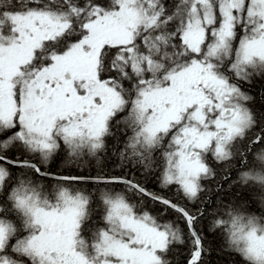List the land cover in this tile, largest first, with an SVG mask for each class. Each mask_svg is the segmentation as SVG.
I'll list each match as a JSON object with an SVG mask.
<instances>
[{
	"label": "flooded vegetation",
	"instance_id": "obj_1",
	"mask_svg": "<svg viewBox=\"0 0 264 264\" xmlns=\"http://www.w3.org/2000/svg\"><path fill=\"white\" fill-rule=\"evenodd\" d=\"M8 6L12 7V0ZM93 11L89 21L102 20L113 12ZM252 22L249 17L246 32L253 38L246 43L254 40ZM156 29V23L132 27L130 39L117 45L105 35L107 40L96 52L86 43L80 52L73 51L88 36L87 29L82 37L75 30L73 45L55 48L39 65L29 66L30 58L15 69L0 71V264H156L157 249L142 247L141 237L143 227L157 229L155 208L169 210L167 218H174L171 213H175L185 227L186 222L179 212L152 196L179 207L203 204L202 199L177 194L179 185L171 180L177 148L188 162L197 161L207 170L204 174L216 172L231 155L235 179L262 194L263 211L253 216L264 222V108L259 111L253 92L258 78H264V52L252 50L240 61L236 56L240 40L236 39L228 55L212 58L217 69L212 71L221 85L217 90L211 88L212 81L205 80L211 73L201 48L205 41L201 40L198 50H191L180 38L178 44L162 49L172 55L157 57V40L152 38ZM61 31L40 42L55 39ZM13 32L12 23L2 22L0 44L6 37L10 41L5 45H9ZM71 53L75 54L57 61ZM193 63L199 68L192 79H181L176 85H182L170 93L167 82ZM31 80L41 84L42 107L62 102L69 112L66 119L52 113L43 120L40 108H32L29 113L34 118L27 119L29 109L24 101ZM227 88H234L240 99L233 110L217 115L221 126L205 131L202 141L196 134H187L178 137L177 144V125H185L190 110L186 100L196 97L200 104L214 99L211 90L224 96ZM110 100L111 106L107 104ZM103 102L110 107L100 119ZM241 110L246 114L245 130L242 138H231L229 151L227 121ZM243 144L247 147L245 167L239 169ZM114 155L117 162L108 164L114 170L87 173L84 164L96 165ZM145 174L153 177L143 182ZM197 179L205 189L208 181ZM215 219L218 223L219 217ZM232 244L240 264H264L233 239ZM143 254L149 256L146 262L141 261ZM203 257L201 251L194 264H201Z\"/></svg>",
	"mask_w": 264,
	"mask_h": 264
},
{
	"label": "rangeland",
	"instance_id": "obj_2",
	"mask_svg": "<svg viewBox=\"0 0 264 264\" xmlns=\"http://www.w3.org/2000/svg\"><path fill=\"white\" fill-rule=\"evenodd\" d=\"M136 3H140V0L121 1L118 5L119 7L112 10L113 12L109 16H105L102 20L92 19L93 21L85 22L84 28L87 29L88 36L85 38V42L73 46V51L80 52L81 47L87 44L96 52L99 44L107 40V36L105 38V35L108 34L110 35V43L112 45L125 43L130 39L132 27L137 28L143 24L147 27L153 26L150 22L152 20L147 17V14L135 8ZM242 3L244 6H241ZM236 9L239 13L235 11ZM182 12L180 11V13L176 14L173 22L177 23L180 21ZM185 12L191 14V20L187 23V26L180 27L179 37L191 50H198L200 48L201 40H205L206 26L213 25L210 31L209 42L205 44V47H201L205 49V60L207 61V65H209V70H211V73L209 72L210 74L205 77L206 81H212L211 88L217 90L221 88L220 82L216 80L214 75L217 69L212 58L216 56L217 58L222 57L227 53L232 44V27L234 25H238L239 28L242 26L246 31L249 17L253 19L252 24H255L253 27L256 33H254V40L246 43V39H252L253 37L242 36L243 38L240 39L241 43H238L240 51L236 56L239 57L240 61L243 57H247L252 50L255 54H262L264 52V0H221L218 15H215L214 11H207L206 7L203 8L202 6H195L191 10H185ZM12 20L11 23L13 24L16 35L12 38V42L9 45L2 46L6 44V41H10V38L6 37L2 38L4 42L0 44V71L2 73H5L8 69H15L20 62L28 61L42 39L53 37L60 29L63 30L65 28L64 24H60L55 18L46 14L31 13L17 15L13 16ZM19 20L21 23L19 22L18 25ZM55 27L59 28L56 29ZM25 29H28V32L25 33ZM74 54H68L65 57L59 58L57 61L65 60ZM198 68V66L196 67V63H193L186 71L174 74L166 84V87L170 88L169 92L174 94L182 85H176V83L180 82L181 79L184 82L189 78L192 79L193 73ZM212 70L216 71L213 72ZM40 86L41 84L39 82L31 80L26 87V100L24 104L27 110L29 109L26 111L29 114L27 119L34 118L30 113L35 108H40L39 116L43 120H48L52 113L55 116L66 119L69 116V112L68 108L61 104L62 102L53 103L48 109L42 107L40 103V96L42 95ZM217 90H211L214 99H209V101L203 100L200 104H198L196 97H191L186 100V103L188 102L187 108L190 110L185 120V125H177L178 129L175 131V139L180 136L184 137L187 134L192 136L196 134L198 137L197 140L202 141L206 138L205 131L209 128L213 129L214 127L219 128L221 126L217 120V115L219 114L220 116L226 110H233L237 106L236 100L240 99V95L234 88H227L224 96ZM107 104L111 106V100ZM108 105L103 102L105 110L100 113V119L103 118L104 113L109 109L110 106L107 107ZM78 112L82 114L85 110L81 111L79 109ZM81 114L77 117L83 118ZM235 116L227 121L229 136L227 148L229 149H231L232 144L231 138L234 136H241L240 138H242L246 125V114L244 110L239 111ZM178 140L179 138L176 140L177 144ZM173 158V177H171V180L179 185L180 190L177 191L178 194L191 199L196 195L197 178L204 179L208 175L204 174L207 170L200 167L197 161L188 162L186 155L181 154L178 148L177 151L175 150ZM77 196L82 198L79 194ZM159 221L160 219L158 217L156 222L159 223ZM163 221L169 225L171 232L180 236L179 225L173 218H168V220L163 218ZM234 222L235 227L231 230L233 241L239 247H245L248 251L250 250L255 260L264 262V256L262 257V251L264 252V222H261L254 216L248 215L235 217ZM157 228L155 230H148L145 227L142 228V247L151 248L152 250L163 248L166 233L160 230L158 226ZM242 252L245 253L243 250ZM148 257V255L143 254L141 261L146 262Z\"/></svg>",
	"mask_w": 264,
	"mask_h": 264
},
{
	"label": "trees",
	"instance_id": "obj_3",
	"mask_svg": "<svg viewBox=\"0 0 264 264\" xmlns=\"http://www.w3.org/2000/svg\"><path fill=\"white\" fill-rule=\"evenodd\" d=\"M121 1L126 2V0H12V7L9 8V0H0V25L2 22L10 24L13 21V16L31 13L46 14L55 18L60 24L65 25L59 36L37 46L34 56L28 64L29 66H35L44 60L43 56L52 55L55 48L63 50L73 45L77 41L73 37L75 30L78 32V37H82L85 34L84 23L91 19L95 8H99L100 11L114 10ZM220 2L221 0H140V3L135 4V8L145 12L147 17L152 20L150 21L152 25L157 24L156 32L152 38L157 40L155 54L158 57L172 55L171 52H164L162 49L169 48L170 44H178L180 27L187 26V23L191 20V14L185 12V10L202 6L203 8L206 7L207 11H214L215 15H218ZM241 6H244V4L242 3ZM9 9L11 10L9 11ZM180 11H183L180 21L173 22L174 17ZM235 11L239 13L237 9ZM212 26L210 24L205 28V44L210 40ZM241 30L242 27L233 26L232 37L234 42L239 39ZM147 31L150 32L151 30ZM15 35V32H13L12 38ZM253 92L259 106L258 109L261 112L264 108V78H258ZM117 138L118 132L114 141ZM116 142L113 144L114 146H116ZM239 150L242 151V154L239 155L237 162L238 167L240 166L239 169H242L245 167L243 161L246 157V145L243 144L239 147ZM111 161L117 162V157L115 155L105 157L96 165L92 163L88 166L84 165L87 173L97 170L108 172L111 169L114 170V168L108 166ZM230 161L229 159L221 163V167L217 168L216 172H211L204 178L208 181L206 188H199L194 196L195 200L202 199L203 204L183 205V208L195 217L193 221L194 229L204 247L202 251L204 257L201 264H237L238 261L233 252V244L230 239L232 221L237 215L253 216L254 212L262 213L263 211L262 194L254 187H249L235 179L233 165ZM151 177H153L151 174L143 175V182L148 181ZM155 211L157 217L160 218L157 226L161 230H166L167 234L165 245L157 254L158 264H186L188 254L193 248V241L183 220L178 218L175 213H171L174 215L173 219L179 225L180 236H178L171 232L169 227L161 221L163 218L170 216V211L161 210L160 206L158 209L155 208ZM216 216L219 217L218 223L215 219ZM238 263L240 264V262Z\"/></svg>",
	"mask_w": 264,
	"mask_h": 264
},
{
	"label": "water",
	"instance_id": "obj_4",
	"mask_svg": "<svg viewBox=\"0 0 264 264\" xmlns=\"http://www.w3.org/2000/svg\"><path fill=\"white\" fill-rule=\"evenodd\" d=\"M152 198L156 199L157 201L159 202H162L172 208H174L176 211H178L181 215H183L185 221H186V225L188 227V230L190 232V234L194 237L195 239V243H196V251L194 252V255L197 254L199 255L200 254V240L198 239L194 229H193V226H192V223H191V218L189 217V215H187V213H185V211L179 207H176L174 206L173 204H171L170 202L164 200V199H161L159 197H156V196H152ZM197 259V258H196ZM194 262H196V260H194ZM191 263V262H190Z\"/></svg>",
	"mask_w": 264,
	"mask_h": 264
}]
</instances>
